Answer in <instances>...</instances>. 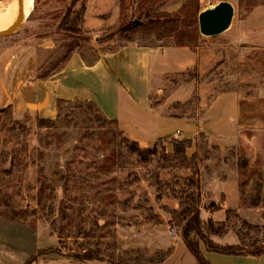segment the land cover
<instances>
[{
  "label": "rangeland",
  "instance_id": "obj_1",
  "mask_svg": "<svg viewBox=\"0 0 264 264\" xmlns=\"http://www.w3.org/2000/svg\"><path fill=\"white\" fill-rule=\"evenodd\" d=\"M219 2L232 5V27L240 21L256 26L264 18V0H33L17 29L0 37V264L42 251L154 264L166 252L147 247V229L163 224L170 237H181L195 212L200 236L213 244L238 240L242 250L264 247V214L260 228L235 213L220 223L207 217L220 202L201 191L200 175L216 158L204 137L196 139L194 152L188 151L191 141L185 148L182 138H169L136 155L92 104L70 103L58 118L40 119L54 123L44 128L33 112H15L10 99L25 73L32 74L27 80L53 75L74 52L93 59L140 44L161 54L164 48L193 51L202 41L220 52L230 29L214 37L198 31L199 13ZM19 4L0 0V24ZM195 77L193 69L162 77L163 94L152 107L195 115ZM243 163L240 157L233 168L244 190H254L256 174ZM246 198L253 204L256 196Z\"/></svg>",
  "mask_w": 264,
  "mask_h": 264
},
{
  "label": "crops",
  "instance_id": "obj_2",
  "mask_svg": "<svg viewBox=\"0 0 264 264\" xmlns=\"http://www.w3.org/2000/svg\"><path fill=\"white\" fill-rule=\"evenodd\" d=\"M233 20L234 15L220 52L205 41L193 51L164 48L161 54L140 44H128L110 53L98 52L93 59L74 52L63 68L44 80H27L32 74L25 73L26 79L19 81L10 96L14 110L18 114L28 110L38 119H52L57 114L58 100L91 102L103 119L115 122L121 135L140 148L182 138L193 143L188 149L192 151L196 139L204 137L216 150V158L210 160L215 164L212 170L200 175L201 191L211 201L220 202L219 209L207 217L220 223L226 221L228 213H235L260 228L264 214V18L256 26L240 21L232 27ZM190 69L196 76L195 115L176 116L153 108L152 103L163 94L161 78ZM240 157L244 169L256 174L254 190H244L240 171L233 168ZM253 194L256 198L250 204L246 197ZM168 228L160 224L147 229V247L166 252L154 264H197L181 237H170ZM233 241L217 240L220 244L240 245V241ZM199 250L209 264H264V253L224 255L208 252L202 243ZM27 262L110 264L106 259L81 260L68 253L43 251L18 264Z\"/></svg>",
  "mask_w": 264,
  "mask_h": 264
},
{
  "label": "trees",
  "instance_id": "obj_3",
  "mask_svg": "<svg viewBox=\"0 0 264 264\" xmlns=\"http://www.w3.org/2000/svg\"><path fill=\"white\" fill-rule=\"evenodd\" d=\"M114 51L115 50H113L111 52H114ZM106 53H110V52H106ZM68 58H67V60H68ZM66 61H65V63H66ZM65 63H64V65H65ZM51 75H48V76H45V77H40L39 79L40 80H44V79L48 78ZM70 103H73V102H68V101H64V100H58L57 101V103H56V106H57V115H56V117L57 118L59 117L60 111L66 105H68ZM75 103H82V102H75ZM87 103L93 105V103H91V102H87ZM104 122L106 123V125L112 126L113 128L117 129V124L115 122L107 121L105 119H104ZM38 123H39L40 127H44V128H48L49 126L50 127L54 126V123H52V121H48V120L43 121V120L39 119ZM124 141L127 144V146L130 148L131 152L135 153L136 155H141V154L150 152V150L148 148H140L137 143L131 142V141L125 139V138H124ZM181 142H183V145H184L185 148H188V146L190 144L189 140L182 139ZM175 148H174V150L176 151V153H178L179 150H177V148L176 149ZM199 225H200L199 224V216H198V213L195 212V213H193V215L188 220L185 221L184 227H183V229L181 231V239H182L184 245L186 246V248L188 249V251L196 259L197 264H209L208 261L203 257V255L201 254V252L199 250V243H202L204 245L205 249L208 252H214V253H219V254H224V255L249 254V255L258 256V255L264 253V247L259 248V249H253V250L246 251V250H242L237 245L217 246V245L213 244L210 240L205 239L202 236H200V234H199V232H200L199 231L200 230ZM192 233H194L197 236V240H195V239L190 237V235ZM72 257L75 258V259H81V260H93V259L104 260V259H101L100 257H96L94 254H91V253H85V254H82V255H72ZM28 262H31V261H28ZM28 262L26 264H29ZM110 264H114V263L110 262Z\"/></svg>",
  "mask_w": 264,
  "mask_h": 264
},
{
  "label": "water",
  "instance_id": "obj_4",
  "mask_svg": "<svg viewBox=\"0 0 264 264\" xmlns=\"http://www.w3.org/2000/svg\"><path fill=\"white\" fill-rule=\"evenodd\" d=\"M21 1V0H18ZM234 14L233 7L228 2H219L212 8L203 10L198 15V31L204 37H214L225 32L232 21ZM21 11L18 12L17 21L8 29L0 32V37L5 36L15 29L22 22Z\"/></svg>",
  "mask_w": 264,
  "mask_h": 264
},
{
  "label": "bare ground",
  "instance_id": "obj_5",
  "mask_svg": "<svg viewBox=\"0 0 264 264\" xmlns=\"http://www.w3.org/2000/svg\"><path fill=\"white\" fill-rule=\"evenodd\" d=\"M18 3L20 4L17 5L16 7H13L12 10L6 14V17L8 18V22L6 24H0V32L8 29L17 21L18 12L21 11L22 17H26L33 6V0H21L18 1Z\"/></svg>",
  "mask_w": 264,
  "mask_h": 264
},
{
  "label": "built area",
  "instance_id": "obj_6",
  "mask_svg": "<svg viewBox=\"0 0 264 264\" xmlns=\"http://www.w3.org/2000/svg\"><path fill=\"white\" fill-rule=\"evenodd\" d=\"M176 134H179V132H177ZM170 234H174L173 230L170 231Z\"/></svg>",
  "mask_w": 264,
  "mask_h": 264
}]
</instances>
